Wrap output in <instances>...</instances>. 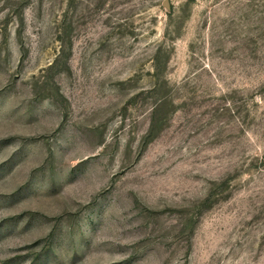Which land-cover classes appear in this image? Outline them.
I'll use <instances>...</instances> for the list:
<instances>
[{
    "label": "rangeland",
    "instance_id": "obj_1",
    "mask_svg": "<svg viewBox=\"0 0 264 264\" xmlns=\"http://www.w3.org/2000/svg\"><path fill=\"white\" fill-rule=\"evenodd\" d=\"M0 264H264V0H0Z\"/></svg>",
    "mask_w": 264,
    "mask_h": 264
}]
</instances>
